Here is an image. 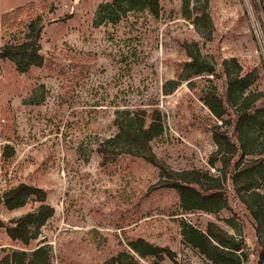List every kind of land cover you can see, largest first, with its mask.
I'll return each instance as SVG.
<instances>
[{
  "label": "rangeland",
  "instance_id": "rangeland-1",
  "mask_svg": "<svg viewBox=\"0 0 264 264\" xmlns=\"http://www.w3.org/2000/svg\"><path fill=\"white\" fill-rule=\"evenodd\" d=\"M111 1L0 0V51L39 18L42 58L24 73L0 58V194L32 185L53 208L27 246L0 228V264L9 250L42 245L48 264H108L132 253L136 239L174 254L159 262L134 256L141 264H216L183 241L184 222L242 237L252 249L244 264H256L255 224L239 199L244 178L234 176L264 158V0H159L156 18ZM228 83L236 96L246 89L219 119L207 102L224 97ZM121 110L159 113L163 131L152 152L171 170L209 172L224 194L216 211H184L173 189L159 187L156 167L115 148L98 152ZM240 113L242 137L232 141L245 147L223 180L221 156L230 147L220 134ZM38 205L29 197L17 208L0 206V221Z\"/></svg>",
  "mask_w": 264,
  "mask_h": 264
},
{
  "label": "trees",
  "instance_id": "trees-1",
  "mask_svg": "<svg viewBox=\"0 0 264 264\" xmlns=\"http://www.w3.org/2000/svg\"><path fill=\"white\" fill-rule=\"evenodd\" d=\"M118 11H148L154 18L159 15V0H112L110 4ZM21 10H16L19 13ZM10 15H5L9 18ZM39 17V16H36ZM39 19V18H37ZM37 19L25 23V32L10 45H5L0 51V58L10 59L14 62L16 69L24 73L31 65H39L42 61L39 54L38 39L41 34V26ZM18 52H10L14 48ZM18 53H23L18 56ZM197 53V52H196ZM241 88L232 91L231 84L225 89L224 97H219L207 102L210 111L221 118L224 112L228 113V107L236 103V99L245 91ZM219 106L221 105V110ZM245 114L240 113L229 120L225 132L220 136L225 141L229 150L223 152L221 161L223 164L222 179L225 180L226 173L232 163L231 159L236 149H243L244 143L240 142L238 148L233 138L241 140V120ZM148 119V121H147ZM116 133L105 139L98 148V152L105 155L108 150L116 149L117 154L137 156L156 167L159 171L161 181L159 187L173 189L179 196L180 205L184 211H216L224 198L220 187L212 185V177L209 172L198 170L177 172L160 163L152 152L150 142L153 138L161 135L163 128L160 115L157 111L147 114L144 110L129 111L121 110L113 119ZM216 130V129H215ZM214 162L210 161L213 166ZM236 164V162L234 163ZM238 166V165H237ZM244 179L239 182V199L245 203L255 224L257 240V263L264 262V192L261 183H264V158L248 161L239 167L234 178ZM257 185V186H256ZM259 187V188H258ZM33 198L39 203L37 209L28 212L16 219L6 223L0 221V228L5 227V232L11 240H18L27 246L36 238L37 231L52 216L53 208L48 205L45 192L32 185L20 183L0 194V206L17 208L25 204L28 198ZM181 236L185 243L196 249L206 259L216 264H244L252 254L251 247L242 237H234L214 225L203 232L193 225L184 222ZM132 253L120 252L113 256L108 264H141L138 258L153 257L154 262H159L164 256L174 259V254L167 247L157 248L143 239H136L128 244ZM50 260L45 246H35L33 249H12L4 254L1 264H48Z\"/></svg>",
  "mask_w": 264,
  "mask_h": 264
}]
</instances>
